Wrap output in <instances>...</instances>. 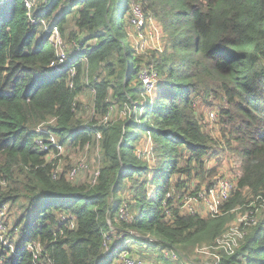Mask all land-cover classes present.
Wrapping results in <instances>:
<instances>
[{"label":"trees","instance_id":"16d2710c","mask_svg":"<svg viewBox=\"0 0 264 264\" xmlns=\"http://www.w3.org/2000/svg\"><path fill=\"white\" fill-rule=\"evenodd\" d=\"M137 2L166 35L161 51L141 54L131 44ZM34 15L53 20L65 44L77 46L53 66L55 50L23 0H0V209L19 211L0 242V264H121L120 252L133 255V244L143 242L151 251L170 249L165 264H175L198 245L215 244L243 192L264 206V0H46ZM70 19L75 27L67 31ZM143 69L156 76L149 92ZM86 86L96 111H108L110 90L129 115L84 123L76 97ZM215 101L219 114L211 110L208 119L221 122L237 156L236 185L219 214L203 217L184 203L202 185L193 182L194 169L220 158L196 117L197 104ZM49 134L62 146L97 145L102 162L93 184L56 172ZM143 138L152 143L147 156L136 151ZM122 205L128 219L117 217ZM242 230L218 264H264V215Z\"/></svg>","mask_w":264,"mask_h":264},{"label":"rangeland","instance_id":"374dc122","mask_svg":"<svg viewBox=\"0 0 264 264\" xmlns=\"http://www.w3.org/2000/svg\"><path fill=\"white\" fill-rule=\"evenodd\" d=\"M138 6L141 13H142V19L143 23L142 25L138 26L137 24H134L133 21H131V26L134 29V33L130 34V41L133 45L136 52L141 54H147L151 51H161L163 49V43L165 41L166 35L163 32L161 26L153 19V17L150 16L149 11L146 9L144 5H141L140 2L134 3L132 6V9ZM68 18L71 17V11L67 14ZM132 18V17H131ZM73 19V18H72ZM69 20V25L66 24V29L69 31L70 28L75 27L73 24V20ZM42 31V28L38 26V33L40 34ZM79 38V37H78ZM64 41V40H63ZM81 41V40H77ZM65 43V41H64ZM72 42H67L66 46V53L72 52L74 44L72 46L70 45ZM144 70V69H143ZM146 70V69H145ZM153 81H156V76L154 73H152ZM140 77V75H139ZM142 81V80H141ZM154 86V85H153ZM145 90L146 86H144ZM108 98H110L112 101L108 102V98L106 101L109 103L108 111L104 114L100 111L95 110L94 102H95V91H93L92 87L86 86L83 88V90L77 95L76 99L78 102V108L76 110V116L83 120L84 123L94 121L96 124L100 125L103 124L106 120L110 118L117 117L118 119H122L129 115V110H124L119 107V105L112 99V92L109 90L107 94ZM220 103L217 101L213 102V105H206V104H197L196 106V117L199 119L200 123L203 126V129L210 133L217 144V149L220 152V158L218 159L217 163L214 161L207 160L205 161V164L203 167H197L194 169V172L199 173L194 176V183H202L201 188L199 191L202 190L203 186L208 185L206 182L212 181L211 183L216 182L218 179L222 178L223 176H226L234 185H236V178L234 177L236 174V166L235 168L231 166V162L236 159V162L238 163L237 156L232 153L231 147L227 145L226 139L222 136V126L221 122H211L208 119V114L210 116L209 111L215 110L218 113ZM219 114V113H218ZM215 115V113H214ZM236 143V142H234ZM151 142L149 138H143L140 141L139 145H136V151L137 153H145L146 156L149 154V147L151 146ZM234 145V144H233ZM234 155V156H233ZM53 157H57L56 161V172L62 173L65 172V175L68 177L70 182L76 185H89L93 184L92 180L94 178V173L100 169L101 162H102V156L100 154L99 148L97 145H88L84 147H80L78 145L73 146H62L61 151H59L57 154L52 153L49 154L48 160L52 159ZM234 158V159H232ZM83 162L86 167L84 169L79 170L76 175L73 177L69 176V171L76 167L79 163ZM217 164L216 167H214ZM234 164V163H233ZM217 167H224L226 168L225 171L220 169L222 173H226L223 175L217 174ZM215 170V173L212 174L211 170ZM235 173V174H234ZM210 183V184H211ZM195 184L193 185V189ZM198 191V192H199ZM234 191V189H233ZM231 192V194L233 193ZM244 204H236L228 213H226L224 216L227 217V224L225 227V230L223 233H225L227 230H229L232 227H244L240 226L242 223V219L246 217H254L257 219L259 216L264 215V206L261 205L260 202L255 201V198H253L252 195H250L247 191L243 192ZM191 203V198H189L185 204ZM185 208V206H184ZM194 208L198 209V206L194 204ZM4 224L5 228L1 233V237L5 236L7 233V230L9 231L11 228V225L14 221V218L19 215V211L16 209V207H11L7 204V208L4 210ZM206 215H202L203 217H206ZM128 219V216H127ZM109 221V220H108ZM248 227H245V230H248ZM223 233L221 235H223ZM120 238V236H119ZM16 239V236H14V240ZM13 240V241H14ZM240 240V239H239ZM237 240V242H239ZM4 241V240H3ZM109 242H112V239L109 240ZM149 242H143L142 246L134 243L132 246L133 255L136 256H142L143 261L145 264H165V261L169 259V257H174V253L168 248H166L163 245L156 246V249L150 250V246L148 245ZM138 246L141 247V250H138ZM180 251L183 250L184 246L181 244L175 245ZM206 246L207 248L202 251L200 247ZM233 249L236 247L233 246ZM124 250L120 252L119 261L121 260V256ZM135 252V253H134ZM139 252V253H138ZM225 249L223 247V242L216 240L215 244H201L198 245L197 248L193 249L191 253L184 254L182 257H178L177 260H175V264H191V263H197V264H215V261L217 260L219 254L224 253ZM141 253V254H140ZM164 255H163V254ZM115 256H118L117 253H115ZM181 258H183L181 260ZM118 261V259H117Z\"/></svg>","mask_w":264,"mask_h":264},{"label":"built area","instance_id":"2783aa9c","mask_svg":"<svg viewBox=\"0 0 264 264\" xmlns=\"http://www.w3.org/2000/svg\"><path fill=\"white\" fill-rule=\"evenodd\" d=\"M46 0H23L24 6L26 8V14L29 19L34 24H37L39 27L42 28V31L45 32L48 36V39L50 43L52 44L55 54H56V60L52 63V65L60 64L63 63L66 58H67V53H66V44L63 41V38L60 35V30L58 25L53 21H47L45 18H36L34 15V8L35 6L40 3V2H45ZM133 23L137 24L138 26L142 25L143 19H142V13L139 9L138 6H135L133 8ZM77 46V45H74ZM73 73V69L70 71ZM152 73H149L147 70H142L140 73V79L142 80L144 86H146V89L151 91L154 85ZM72 86V84H69ZM215 115L213 112H210V118H213ZM98 137L100 135L98 134ZM47 141L51 145H54L58 151L54 152V150H50L49 154L51 155L52 153L57 154L59 151L62 149V145L57 144V140L53 134H49ZM37 146L41 150H45L46 144L43 143V141L38 140L36 142ZM86 165L81 162L79 163L76 167H73L69 171V176L73 177L76 175V173L84 169ZM94 178L92 182L94 183L96 181V177L99 174V170H97L94 173ZM235 190V185L226 177H222L218 179L216 182L209 186H205L202 188L201 191L197 192L193 196H188L186 201L191 198V203H184L185 209L189 210L190 212L194 213H199V215H206V214H214L217 215L220 213L221 206L226 202L231 195V192ZM194 204L198 206V209L194 208ZM7 208V205H3L0 209V242H3L4 244V236L1 237V233L5 228L4 224V210ZM128 213H127V208L126 205H122L119 207L118 212H117V217L118 219L124 220L127 219ZM250 217H244L242 219V223L240 226H246L248 223V219ZM253 221V220H252ZM254 222V221H253ZM243 227H232L229 230H227L221 237H219L217 240L223 242V247L225 249V252L231 253L233 252L237 247L238 243L237 240L242 239L244 235V231L242 230ZM233 246L236 248L233 249ZM202 251H204L207 247L203 246L200 247ZM121 264H145L141 259L129 255L127 251L124 250L121 256L120 260ZM188 264V263H186ZM191 264H197V263H191ZM215 264H218V258L215 261Z\"/></svg>","mask_w":264,"mask_h":264}]
</instances>
